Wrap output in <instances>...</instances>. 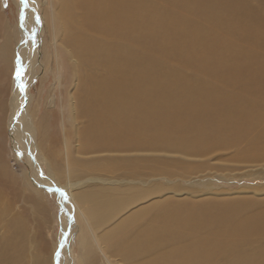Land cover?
I'll use <instances>...</instances> for the list:
<instances>
[{"label":"rangeland","instance_id":"rangeland-1","mask_svg":"<svg viewBox=\"0 0 264 264\" xmlns=\"http://www.w3.org/2000/svg\"><path fill=\"white\" fill-rule=\"evenodd\" d=\"M65 1L68 4L66 10L61 9L59 0H35L36 5H31L30 0H27L26 5L21 0H0V45L3 42L5 44L3 62L0 61V88H3L0 91L2 98L4 97V105L7 103L8 96L10 97L12 94L9 86L10 80L13 78L11 67H14L17 57V41H19L18 44L26 46L29 44L30 46L31 39L29 37L25 39L22 31L28 32L26 27L32 23L36 27L37 35H34V39L32 38L34 47H29L28 55L30 56L26 55L27 61L25 64L23 63V75L26 71L30 74L33 73L28 88V92L32 96L30 108L33 109L34 105L38 104L36 107L37 118L39 120L44 117L45 119L42 120L47 122L49 130L47 142L51 145L50 148L54 145L49 151V157L53 164V170L60 174L67 170L72 171L74 168L68 169L70 162L68 161V164L66 160L69 157L66 155L62 140L63 134L58 121L57 107L60 102L64 103V126L68 137L71 136V147H74L75 122L72 120V114L68 113L73 107L71 94L74 90L71 89L76 86L78 78V66L74 62V55L65 45L63 27L68 21L79 26L86 19V10H91L89 6L91 0ZM128 3L130 7L126 6ZM126 7L131 10L134 16L133 24L131 23L129 32H127L129 29L127 28L120 35H115L121 44L123 55L127 57L134 51L140 57L156 60V63H152L151 67L154 66V69L160 71L161 76L175 73L180 77L184 75L186 78L192 75L190 79L186 80L188 85L185 90L190 89L191 91L197 88L196 111L189 106H177L175 114H180L178 125L170 124L169 130L166 132L167 139L161 138L154 130V126H150L146 132L148 131V138H151V144L148 145L151 147L144 153L135 151L130 153L136 158V162L132 164L131 173L126 164H122L114 172L105 168H91L92 170L88 168L87 172H84L80 170L81 165H78L80 169L72 171L69 177L76 179L84 177L87 173H93L103 176V178L117 177L121 182L129 180L132 176L142 181L146 179L147 184L156 183L157 195H153L152 200L166 198L170 203L182 202L185 207L182 209L190 214L195 210L209 208L213 211L211 216L214 219L216 213L221 216L218 219L228 220L230 212L235 211L237 220L263 218L264 0H123L118 4L120 12L127 10ZM116 19L121 22L120 26L122 27V16H116ZM217 21L222 22L218 23ZM145 25L148 30L143 33ZM186 27L210 29V35L205 37L207 40L203 41L201 46L193 45V40H185L184 46H181L178 41L179 38H182L179 36L181 31L178 30ZM172 29H177L175 34H172V37H175L174 41L177 42L175 46L168 45L167 47V45H163V42L168 40ZM141 33L144 35H140ZM168 42L173 43L170 40ZM34 48L38 49L37 57L34 58L37 64L33 63L32 58V54H35ZM217 48H220L219 52H217ZM198 54L202 56L221 55L222 58L224 54H228L224 61L233 58L246 60L244 64L237 66L234 70L222 67L220 64H214L213 67L208 66L207 68L198 67V71L195 73L203 74L206 78L205 81L208 80L206 88L210 89L212 97H214V93L218 96L214 111L203 106L205 94L201 92V86L198 87L201 85L200 79H197L198 74L191 73L188 70L187 61H184L189 57L193 58L192 55ZM179 59L182 60L178 61ZM183 62H186L185 65L182 64ZM61 63H63L62 75L64 74L62 85L56 75ZM174 64L177 66L175 69H178L179 72H173ZM182 71H185L184 74ZM214 71H219V74L214 75ZM15 78L17 80V76ZM252 79V86L249 88ZM255 79L260 80L255 81ZM169 80V77L164 78L167 84ZM166 83H164L165 86ZM60 88H63L65 94H58ZM9 92L10 94H8ZM24 92L22 90L21 94ZM9 100L13 103L14 99L11 97ZM150 100L153 104L162 105L163 113H172L167 110L168 106L166 105L178 102L177 99L172 100L170 97L167 101L159 100V98H150ZM212 100L215 98L210 99V101ZM48 102L55 107L46 108ZM242 104L251 107L243 114H241ZM10 107L11 104L4 110H0V243L7 242L9 239L22 243L21 256L16 264H52L55 254L60 252L58 249L60 242L62 240L65 242V238L68 239L70 236L66 231L68 227H63L68 224L72 227L69 226V229L73 231L71 243L73 258H75V264H79L78 258L81 251L78 242L80 221L77 219L79 220V217L72 211L70 200L61 202L58 195L47 191L44 183L41 186L46 195H38L24 185V173H27L28 177L29 172L32 171V165L29 157L24 154L25 151L15 148L13 136L9 132L10 128L5 125L3 114L6 115L10 112ZM193 122L197 124V131L192 125ZM215 124L214 136L201 132L202 129H208V126ZM162 131L165 135L164 128ZM260 134L263 138H259ZM201 135L210 138H204ZM53 140H56L55 143ZM21 142L24 145L27 144V140H21ZM68 154L77 156L76 149L70 150V153L68 151ZM83 155L88 157L90 154ZM92 155L89 158H97V154ZM101 162L104 163L102 159ZM44 169L47 172V168ZM103 180L106 182H102V184H107V180ZM79 190L76 188V191ZM64 205L66 208H63ZM130 209L133 210L134 206L121 210L119 217L116 216L110 225L106 224L104 227L95 225L96 231L93 230V232L101 234L130 212ZM190 214L185 216H191ZM121 215L122 217H120ZM179 218L182 232L180 244L187 241L184 234L191 231L208 237L216 224L214 221H210L211 224L207 223L203 226L191 225L186 223L183 215ZM70 219H72L71 222ZM15 221H18L22 227L19 237L11 233L15 229L13 226ZM258 232L253 231L248 243L245 242V245L242 244L239 249L258 246V243L264 245V234L259 237ZM62 235L63 239L60 237ZM90 235L85 234V236ZM88 243L94 246V243L89 241ZM100 247H103L102 243ZM239 252H235L233 255ZM101 253L97 248L96 254H98L99 260L96 264H105ZM107 255L109 254L107 253ZM107 257L112 262H115L114 259L117 261L120 258L116 254ZM238 259L241 257L231 256L223 264L235 263L234 261ZM57 264H64V261H58ZM115 264L117 263L115 262Z\"/></svg>","mask_w":264,"mask_h":264},{"label":"bare ground","instance_id":"bare-ground-1","mask_svg":"<svg viewBox=\"0 0 264 264\" xmlns=\"http://www.w3.org/2000/svg\"><path fill=\"white\" fill-rule=\"evenodd\" d=\"M30 2L31 5H36L35 0H30ZM59 2L62 10L68 8L65 0H59ZM121 2L123 0H91V5H89L91 10H86V19L79 26L68 21L63 27L65 45L74 55V62L78 66L76 86L71 89L74 90L71 94L73 107L68 113L72 114V120L75 122L74 147H71L70 141L72 139L66 134L64 126V103L60 102L58 107L56 106L57 114H59L58 121L63 134L62 140L66 155L69 157L66 160L68 164L70 162L68 169L73 167L74 170L72 171L79 170L78 165H81L80 170L84 172H87L88 168H105L114 172L122 164H126L131 173L132 164L136 162V158L130 153L133 151L144 153L151 147L148 146L151 144V138H148V131L146 132L150 126H154V130L161 138L167 139L166 132L169 130L170 124L178 125L177 121L180 114H175L177 106H189L196 111L195 94L197 88L191 91L190 89L185 90L188 85L186 80L190 79L192 75L186 78L184 75L180 77L175 73L161 76L160 71L154 69V66L151 67L152 63H156V60H150L144 56L140 57L134 51L127 57L123 55L121 44L115 35H120L127 28H129L127 31L129 32L134 16L131 10L127 9L130 7L129 3L126 5L127 10L121 12L118 10V4ZM79 7L82 6L79 5ZM120 14L122 27L120 26L121 22L116 19V16L121 17ZM30 24L26 27L28 32L22 31L25 39L27 37L31 39L30 46L29 44L28 46L18 44L19 41H17V57L14 61V67H11L13 78H11L9 86L12 94L10 97L8 96L7 103L4 105V97L2 98L0 91V110H4L11 104L10 112H6V115L3 114L5 125L10 128L9 132L13 136L15 148H21L23 152L25 151L24 154L29 157L31 162L29 163L32 165V171L29 172L28 177L27 173H24V185L38 195H46L41 186L44 183L47 191L58 195L62 200L61 202L70 200L71 206H69L74 214L78 215L79 220L77 219V221H80L78 242L81 250L78 258L79 264H96L99 260L98 254H96L97 248L102 252L101 255L105 264H115V262L117 264H223L231 256L241 257V259L230 264H264V245L262 243L248 249L245 247L239 249L242 244L248 243L253 231H259V237L264 234V217L237 220L235 211L230 212L228 220L218 219L221 216L216 213L214 219L211 216L213 211L209 208L195 210L190 214L182 209L185 208L182 202L170 203L169 199L166 198L152 200L153 195H157L156 183L147 184L146 179L142 181L131 176L129 180L119 182L117 177L103 178V176L93 173L71 179L69 175L72 171L67 170V172L60 174L53 170L49 151L54 145L50 148L51 145L47 142L49 138L47 136L49 135L47 122L42 120L45 119L44 117L38 120L36 108L38 104L34 105L33 109L30 108L32 96L28 92V88L33 73L30 74L26 71L23 75V63L25 64L27 61L26 55L29 54V47H34L32 38L34 39L37 35L36 27ZM182 29L178 30L181 31L179 36L182 38L178 40L181 46H184L185 40H193V45L199 44L201 46V43L207 40L205 37L210 35V29H199L198 27ZM144 30L143 33L148 30L146 25ZM176 30H171L168 40L164 41L163 45H167V47L168 45L171 47L176 45L177 41L175 42V37H172ZM143 33L140 35H144ZM182 34L184 36H181ZM186 35L187 38H185ZM169 40L173 43L168 42ZM4 45V42L0 45V61L2 62L5 53ZM123 45L125 46L124 43ZM218 49L220 48H217V52H219ZM37 50L34 48L35 54H32L34 64H37L34 59L37 57ZM227 56L228 54H224L222 58L221 55L202 56L198 54L192 55L193 58L190 59L189 57L184 61H187L188 70L191 73L197 72L199 66L207 68L208 66L213 67L214 64H220L222 67L234 70L246 62V60L238 58L224 61ZM180 60L182 59L178 61ZM185 63L182 64L185 65ZM176 67L174 64L173 72H179L178 69H175ZM185 67L187 68V66ZM18 68L22 69V75L16 80ZM34 68L36 67L34 66ZM62 69L63 63H61L56 74L61 85L64 76ZM184 72L182 71L183 74ZM195 74H198L197 79H200L201 83L198 87L201 86V92L205 94L203 106H206L210 111L216 110L217 94L214 93V97H212L210 89L206 88L208 80L205 81L206 78L203 74ZM213 74L218 75L219 71H214ZM165 77L170 78L168 84L164 81ZM252 82L253 79L249 88L252 86ZM164 83L167 85L165 86ZM21 84L24 85L23 89L20 87ZM0 89L3 90V88ZM22 90L25 91L24 94H21ZM58 94H65L63 88H60ZM11 97L14 99L13 103L9 100ZM168 97L178 101L166 105L168 106L167 110L172 113H163L162 105L153 104L150 100V98H159V100L167 101ZM212 98L215 100L210 101ZM219 102L221 101L219 100ZM54 107L50 102L46 103V108L52 109ZM249 108L251 107L247 104H242L241 114L248 111ZM192 125L197 131V124L193 122ZM163 128L165 135L162 131ZM201 132L214 136L216 124L208 126V129H202ZM204 138L210 137L204 136ZM259 138H263L262 134L259 135ZM20 139L27 140V144L24 145ZM69 149H76L77 156H69ZM83 154H97V158L92 159L89 158L90 155L87 157ZM101 159L104 163L101 162ZM44 168H47V172ZM1 170L3 171V168ZM103 179L107 180V184H102V182H106ZM76 188L80 190L76 191ZM129 206H134V209L131 210V208L124 217L121 215L122 218L117 223L109 226V229L107 228L101 234L95 233V225H103V227L106 224L110 225L121 210ZM63 208H66L65 205ZM179 213L183 215L186 223L191 225L203 226L214 221L216 224L212 229L213 232L209 233L208 237H203L191 231L184 234L187 241L180 244L182 232L179 217L182 215ZM187 214L191 216H185ZM71 221L72 219H70ZM74 225L76 224L74 223ZM13 226L15 229L11 233L17 237L21 236L20 229L22 227L18 221H15ZM69 226L68 224L63 225L65 228L68 227L66 231L70 236L68 239L65 238V242L63 240L60 242L58 248L60 252L55 254L52 264H57L58 261H64V264H75L71 245L73 231L69 229ZM93 230L95 231L93 232ZM85 234L91 235L85 236ZM60 237L62 238L63 235ZM87 240L94 243V246H91ZM101 243L102 248L100 247ZM21 248L22 243L20 241L16 242L9 239L7 242L0 243V264H16L19 256H21ZM67 251L70 257H67ZM235 252L239 253L233 255ZM111 254H116L120 258L117 261L114 259L115 262H112L107 257H111Z\"/></svg>","mask_w":264,"mask_h":264},{"label":"snow or ice","instance_id":"snow-or-ice-1","mask_svg":"<svg viewBox=\"0 0 264 264\" xmlns=\"http://www.w3.org/2000/svg\"><path fill=\"white\" fill-rule=\"evenodd\" d=\"M21 2L25 5L27 4V0H21ZM21 75H22V69L18 68L17 73H16L17 79H19L21 77ZM20 87H21V89H23L24 85L21 84Z\"/></svg>","mask_w":264,"mask_h":264}]
</instances>
